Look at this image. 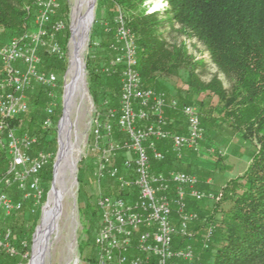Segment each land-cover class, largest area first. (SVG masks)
<instances>
[{"label": "built area", "instance_id": "built-area-1", "mask_svg": "<svg viewBox=\"0 0 264 264\" xmlns=\"http://www.w3.org/2000/svg\"><path fill=\"white\" fill-rule=\"evenodd\" d=\"M32 1L31 26L8 41L0 42V140L13 158V168L0 180V212L7 217L21 211L25 200H31L34 208L42 205L45 194L42 173L53 159V153L35 149L37 136L17 133L10 119L28 112L27 92L41 85L47 89L50 100L43 128L53 127L58 76L54 71L42 69V53L66 58L60 41L66 24L59 18L65 0ZM116 23L118 27L109 45L113 57L97 71L113 73L122 67L119 108H107L105 120L99 112L91 145L97 156L94 173L97 182L101 185L104 178L109 177L116 181L119 192L115 195L102 192L97 198L101 226L95 237L98 253L94 264H196L191 243L179 248L174 246L176 235L187 240L195 237L191 225L199 220V214L188 209L187 200L218 202L223 193L199 189L198 177L188 172L154 171L151 154L158 161L166 158L158 147L162 141L171 143V150L178 159L184 157L185 150L199 153L205 137L200 111L190 104L180 107L178 100L170 99L165 91L143 85L134 33L123 14ZM168 108H181L186 118V133L168 128ZM114 125L127 135L126 139H114ZM120 153L126 155L123 171L115 164ZM11 187L23 193L22 199L9 195L7 189ZM212 233L213 226H209L205 247ZM13 235L10 227L0 231V249L11 258L26 259L29 252L17 248ZM26 245L23 242V246Z\"/></svg>", "mask_w": 264, "mask_h": 264}, {"label": "trees", "instance_id": "trees-1", "mask_svg": "<svg viewBox=\"0 0 264 264\" xmlns=\"http://www.w3.org/2000/svg\"><path fill=\"white\" fill-rule=\"evenodd\" d=\"M145 1H118L126 10L127 26L137 37L138 70L143 85L164 91L158 89H168L161 80L164 75L177 76L181 68H188L186 95H180L175 99L178 100L180 107L189 103L199 105L205 135L210 132L211 126L216 125V121L214 117L210 118L212 108L207 106L208 103L204 98H201L202 94L219 99L220 104L214 108H222L226 119H231V117L239 119L242 128L238 129V132L242 137L252 132L258 140V149L253 151L247 170L243 175L229 181L224 189L222 203H230L227 207L209 200L197 201L188 198V209L199 214V220L191 225L195 237L187 240L176 235L174 246L179 248L191 243L195 250L196 264H264V0H168L171 5L168 11L170 22L183 26L184 30L191 32L193 37L205 44L212 62L229 79L230 90L225 88L217 75L209 82L200 78L197 68L203 65V60L193 62L185 50L169 46L165 36L160 32L163 28L159 20L160 13H147L142 9ZM32 3V0H0V42L8 41L31 26L34 16ZM65 9L66 7L62 9L63 15L66 13ZM115 33L114 29L109 34L111 42ZM62 35L60 41L64 37ZM109 40L100 45L101 47L106 45V49L111 54ZM64 42L66 48L67 37ZM93 45L94 43H91V46ZM42 57V69L56 73L54 68L59 66L50 61L58 58L46 52L42 53ZM60 60H62V65H66V58ZM88 64L92 81L99 80L100 77L117 79L118 96L120 97L122 67L120 66L116 72L104 73L97 71L99 67L90 68V62ZM39 86L41 90L36 94L33 93L32 105L30 103L28 112L10 119L11 125L17 127L18 133H28L38 137L39 141L35 149H42L40 147L42 144L56 139L55 131L59 119V116L55 114L54 125L51 128L53 130L43 128V121L46 118V108L43 107L49 97L47 89ZM30 90L27 92L29 100L32 92ZM165 92L169 97L168 92ZM94 97L96 99L95 95ZM106 101L110 106L115 103L111 99ZM204 109L207 114L204 113ZM166 115L169 121L168 128L178 133L187 132V124L178 130L172 127V122L170 123V119L177 115L184 118L186 123L181 108L177 110L168 108ZM113 135L119 140L127 138V135L121 132L117 125H114ZM48 138L51 141H48ZM4 147L6 148V144ZM158 147L165 152L166 158L158 161L152 158L151 154L153 170L165 173L172 170L179 171L173 167V161L181 162L184 157L178 159L172 152L171 143L168 141L159 142ZM5 148L0 144V180L8 173L11 162L10 154ZM187 151L197 153L193 150ZM125 156L124 153H120L115 159V164L120 167L121 171H123L122 164ZM51 166L52 161L42 173L43 186L45 182L51 181ZM206 184L205 181L199 179L198 188L203 189L207 187ZM44 191L43 203L47 197L45 188ZM7 192L17 200L23 197V193L16 187L7 189ZM207 204H213L214 216L202 211L201 207ZM215 204L218 206L216 209ZM41 206L35 209L31 200H25L23 209L14 212L11 216L7 217L0 212L5 216L4 219H7L5 223H9L13 230L14 244L22 252L31 250V234L38 223V211ZM86 206L91 207L90 203ZM95 206L99 212L97 204ZM1 226L0 231L6 229ZM209 226H213V233L208 247H205ZM23 242L27 245L23 246ZM0 255V264L18 262L23 264L22 258H11L1 249Z\"/></svg>", "mask_w": 264, "mask_h": 264}, {"label": "rangeland", "instance_id": "rangeland-1", "mask_svg": "<svg viewBox=\"0 0 264 264\" xmlns=\"http://www.w3.org/2000/svg\"><path fill=\"white\" fill-rule=\"evenodd\" d=\"M118 1L119 0L96 1L89 38L85 49L82 51L81 56L85 64L86 84L75 96L73 108L70 112V120L72 123V151L70 150L69 156L71 158L68 161L69 164L67 163L68 166L65 168L62 177L64 184L63 190L61 189L63 198L62 211L59 217L58 228L51 235V246L45 264H94L98 253L94 239L101 226V218L95 206L97 198L102 192L115 195L119 191L117 183L109 178L103 180L101 185L97 182L94 175L95 159L97 156L92 150L91 145L93 141L94 121L99 112L104 115L102 119L105 120V108H119L120 97L118 96L117 79H102L100 77V79L98 78L99 80L92 81L91 75L89 74L90 69L88 67L89 62L90 68L95 66L100 67L102 63L107 62L109 57H113V54H109V50L106 49V45L101 47V45H95V43L98 42L101 44L108 39H110L108 42L110 43L112 39L109 34L113 32L114 29L116 31L118 27L116 19L120 14H123L126 20V10ZM88 4L89 0H65L59 12V18H62L66 24L65 30L62 33L63 35L61 34L62 37L64 36L61 42L63 41L62 46L66 51V65H62V60L60 59H52L50 61L55 62L56 65L59 66L54 68L59 80L56 89L57 106L55 108V114L59 116L58 122L63 115L66 86L71 80L69 67L72 55L71 27L73 16L78 7H80L81 14H85L88 10ZM63 7H66V13H64V15L62 13ZM142 9L147 13H160L159 20L162 23L161 27H163L160 32L165 36L169 46H176L185 50L193 62L203 60V65L197 68V73L203 81L209 82L217 75L222 80L225 88L227 90L231 89L229 79L212 62L211 55L206 49L205 44L196 37H193L191 32L188 33L184 30L183 26L170 22V14L168 11L171 9V5L168 0H146L142 5ZM106 28H108V30H106ZM66 37L67 42L65 48L64 41ZM91 43H94V45L91 46ZM99 46L101 48H98ZM161 80L168 89H158L167 91L170 99L171 97L178 98L180 95H186L188 68H181L177 76L164 75ZM40 90L41 88L40 86L38 87V85L31 88L30 91L32 92L29 104L31 103L32 105L33 93L36 94ZM201 98H204L206 103H208L207 106L212 108V115L210 118H215L214 121H216V125L211 126L210 132L205 135L204 140L201 142L199 153H192L185 150L183 160L181 162L174 160L173 167L177 168L179 171L194 174L200 180L205 181L207 187L201 188V190L213 192L215 194L223 193L221 200L218 202H211L221 203L222 206L227 207L230 203H222L225 194L224 189L229 181L243 175L247 170L251 162L253 151L258 149V140L252 132H248V136L242 137L240 132H238V129L242 128L239 119H234L233 117H231V119H226L227 117L224 116L222 108H214L220 104L217 97L212 96L210 98L206 94H202ZM109 99L115 102L113 104L114 106L105 103L106 100ZM49 101L48 99L47 103L45 102L46 104H44L43 108L47 109ZM189 104L199 108V105L196 103ZM206 109H204V113ZM201 114L202 113H200V115ZM171 122L173 125L172 127L178 130L184 128L186 125L184 118L179 115L176 117L173 116V118L170 119V123ZM234 123H238L236 124L238 128ZM15 128L18 133L17 127ZM51 130L53 129L49 131ZM55 132L57 134L56 139L52 140V142L46 141L47 143L40 146L43 150L53 153L51 166L52 178L51 181L45 182L43 186L46 189L47 197L38 211V223L35 225L31 234V250L29 251L28 257L23 259V264H29L31 260L34 234L41 225V216L48 202L49 192L54 181V166L59 151L58 123ZM114 139L120 141L116 136ZM48 141H51V139ZM0 144L5 148L3 141L0 140ZM71 164H75V166L73 165V169L70 168ZM87 203H90V208H87ZM212 205H203L201 207L202 211L207 212V215L214 216V207H212ZM216 208H218L217 205L215 209ZM4 217L5 216L0 213V225L6 228L10 227L9 223H5L7 219H4Z\"/></svg>", "mask_w": 264, "mask_h": 264}, {"label": "water", "instance_id": "water-1", "mask_svg": "<svg viewBox=\"0 0 264 264\" xmlns=\"http://www.w3.org/2000/svg\"><path fill=\"white\" fill-rule=\"evenodd\" d=\"M97 0H93L87 12L81 14L80 7H78L74 13L72 21V55L70 58V82L66 86L64 94V110L61 119L58 122V137H59V151L57 160L54 166V181L49 192L50 196L54 192L55 194V207L53 214L49 217V223L46 230L43 232L42 237L37 240V234L40 226L37 228L34 234V244L32 248V257L29 264H45L46 258L49 254L51 246V235L58 228L59 217L62 211V190L61 185L63 182L64 169L68 166L67 163L70 160V148L71 144V126L67 124L68 114L70 108H73V103L77 93L85 87L86 84V72L85 64L82 59V51L85 49L87 40L89 38V32L92 26V20L94 17V8ZM76 16V17H75ZM75 32H77L75 37ZM74 64L73 72L71 73V67ZM64 133V135H63ZM66 141V143L64 142ZM66 157V162L62 164V161ZM69 164V163H68ZM64 165V166H63ZM75 166V164H73ZM63 171V172H62ZM47 202V204H48ZM46 204V205H47ZM45 205V207H46ZM45 207L41 216V224L44 219Z\"/></svg>", "mask_w": 264, "mask_h": 264}, {"label": "bare ground", "instance_id": "bare-ground-1", "mask_svg": "<svg viewBox=\"0 0 264 264\" xmlns=\"http://www.w3.org/2000/svg\"><path fill=\"white\" fill-rule=\"evenodd\" d=\"M93 0H89V4H88V9H89V7H90V5H91V2H92ZM85 2V1H84ZM86 3V2H85ZM80 4H82V3H80ZM76 17V16H75ZM76 34H77V32H75V37H77L76 36ZM134 37H135V35H134ZM135 42H136V37H135ZM73 68H74V64L72 65V67H71V73L73 72ZM140 79H142L141 78V75H140ZM82 89H83V87H82ZM81 89V90H82ZM80 90V91H81ZM79 91V92H80ZM82 95H84V94H82ZM71 109L72 108H70V112H71ZM70 112H69V114H68V118H69V120H67V124H71V120H70ZM63 135H64V133H63ZM65 143H66V141H64ZM71 144H72V140H71ZM70 150L72 151V146H71V148H70ZM7 151H8V153L10 154V151H9V149H7ZM10 157H11V154H10ZM68 157H70V156H68ZM71 158V157H70ZM11 162H10V167H9V171H11V169L13 168V158L11 157ZM66 162V157H65V159L62 161V164H64ZM64 166V165H63ZM70 168L71 169H73L74 168V166L71 164L70 165ZM65 170V169H64ZM9 171H8V173H9ZM63 172V171H62ZM63 180V179H62ZM63 187H64V184H63V182H62V185H61V189L63 190ZM54 207H55V194H54V192L51 194V196H50V201L48 202V204L46 205V207H45V212H44V219H43V222H42V224H41V226H40V228H39V230H38V234H37V240H39L41 237H42V234H43V232L46 230V228H47V226H48V223H49V217L53 214V212H54Z\"/></svg>", "mask_w": 264, "mask_h": 264}]
</instances>
